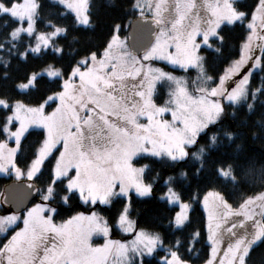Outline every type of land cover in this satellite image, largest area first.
I'll return each instance as SVG.
<instances>
[{
  "label": "snow or ice",
  "instance_id": "snow-or-ice-1",
  "mask_svg": "<svg viewBox=\"0 0 264 264\" xmlns=\"http://www.w3.org/2000/svg\"><path fill=\"white\" fill-rule=\"evenodd\" d=\"M51 4L53 9L45 20L51 31L37 32L40 0H0V27L5 29L0 34V51L7 45L10 57L26 58L28 52L40 53L51 47L61 55L63 47L53 44L54 38L67 33V27L55 23L63 14L56 10L59 6L75 14L76 25L93 27L88 0H51ZM133 8L139 12L138 23L149 26L143 43H137L135 27L132 34L121 38V25L114 24L100 45L71 49L72 62L67 67L48 65L46 74L58 78V90L46 93L34 106L19 102L25 111L17 109L16 102L10 105L0 98V106L11 108V114L0 124V133L6 137L0 140V172L11 170L17 180L25 178L29 182L25 187L34 189L40 197L22 215L17 209L0 216V234L6 237L0 241V264H137L135 257H140L142 264L143 255L152 254L160 242L159 234L140 230L134 232L135 238L130 242L111 240L106 220L96 211L76 212L58 220L56 205L67 204L77 195L80 201L91 205H107L115 197H124L126 203L118 215V227L132 232L134 222L128 218L130 190L146 197L153 187L152 182L144 181L151 165L137 166V158L166 159L173 165L194 160L199 166L193 176H199L212 152L223 147L225 140L231 143L237 137L227 126L209 131L224 115L223 101L244 102L251 111L258 95L264 94V77L260 86L249 90L252 72L264 65V43L259 45L261 55H254L255 39L264 42V34L257 32L258 28L264 30V0H254L247 8L242 6V0H135ZM13 19L26 20L27 26H15ZM225 21H247L248 31L239 59L222 72L208 75V58L202 50L221 53L225 42L221 25ZM22 33L34 37L35 43H25L20 51ZM153 60L166 61L185 72L195 70L196 78L189 82L186 77L153 67ZM3 63L7 66L9 60ZM249 63L251 68L242 71ZM39 75L26 74V83L19 87H35ZM158 82L168 86V99L163 104L155 102ZM208 84L212 86H204ZM167 113L170 120L163 118ZM13 121L17 125L14 131L10 128ZM32 125L43 129V139L30 160L19 167L15 157ZM202 136L207 137L203 144ZM8 140H14L15 146L10 147ZM192 148L195 151H190ZM242 150V144H236L233 152L239 154ZM218 163L220 166L214 171L226 182L238 185L248 176V168L237 159L226 166L223 161ZM46 164L51 165L48 182L36 188L31 182L39 179ZM188 180V172L178 169L167 178V192L162 197L178 204L179 210L174 214L177 226L190 221L192 205L182 200V191L176 187ZM202 203L210 246L203 264H249L253 246L264 238V192L247 197L237 209L221 191H208ZM256 207L260 209V221L254 219ZM10 230L12 234L8 236ZM94 234H102V245L91 242ZM200 236L199 230L191 233L190 244L198 242ZM176 243H180L179 238ZM187 251L193 253V246ZM165 264L191 261L178 250L169 249Z\"/></svg>",
  "mask_w": 264,
  "mask_h": 264
},
{
  "label": "trees",
  "instance_id": "trees-1",
  "mask_svg": "<svg viewBox=\"0 0 264 264\" xmlns=\"http://www.w3.org/2000/svg\"><path fill=\"white\" fill-rule=\"evenodd\" d=\"M134 0H89V13L93 27L80 26L74 23L75 17L69 11H66L63 6L57 7V11L63 14L55 19V23L62 27H67V33L61 34L53 39V44L63 47L64 52L57 55L51 47L42 49L40 53H27L26 58H21L19 55L10 57L5 50L0 51V98H5L9 104L14 101H20L24 104L35 105L36 102L46 93L51 94L57 89L58 78H49L45 74L38 76L35 87L28 89H20L19 85L26 82L24 76L31 75L33 72H38L43 68H47L49 64L64 68L72 62L70 55L71 49H82L100 45L108 36L110 29L114 24L121 25L119 33L124 36L128 31L129 23L136 18V12L131 5ZM254 0H242V6L247 8L253 4ZM42 5L40 9V18L36 20L35 29L37 32H47L50 30L47 27L45 20L48 17L49 11L53 9L51 0H40ZM7 18V17H5ZM12 24L17 26L18 21L13 19ZM221 34L225 37V42L222 46L221 53L217 55L210 49H203L202 54L207 56L206 67L208 75H215L222 72L223 69L240 54V46L246 37L247 29L244 22H235L231 25L221 26ZM5 31L0 27V34ZM77 40L73 41V37ZM23 40L19 42L18 47L23 51L24 45L31 42V37L22 35ZM215 45V41H213ZM84 53L81 52L82 56ZM261 55V52H259ZM79 58V57H77ZM9 60L7 66L3 60ZM174 73H179L173 70ZM192 73V70H188ZM264 77V65L254 70L250 77L249 90L260 86L261 78ZM163 89L159 88L158 93L162 94ZM162 100V99H161ZM160 101V99H159ZM264 94L258 95V99L254 102V108L249 111L246 103L239 104L224 103V115L219 124L211 128L209 131H216L221 126H227L237 133V137L231 143L225 140V145L213 151L207 158L206 166L199 176H193V172L198 163L194 160H189L187 164L173 165L166 159H157L153 157H142L137 160L139 164H150L151 168L144 174L146 183L152 182L153 187L151 194L146 197L131 196V208L128 213L129 218L134 222V226L138 229L156 232L161 237V248L153 252L149 257L142 258V264H165V258L169 256V249L178 250L180 255L190 260L191 264H203L207 259L210 251V246L207 241L206 218L201 208L202 196L209 190L221 191L226 194V199L236 207L249 196H256L264 192ZM251 102V101H249ZM55 104H52V108ZM11 108L5 109L0 106V124L3 123L5 117L9 115ZM4 139V135L0 133V140ZM43 139V132L37 129H30L25 133L22 139V149L15 157L17 165L23 167L30 160L32 151L39 147V142ZM207 137H201L200 143H205ZM236 144H242V151L235 154L233 149ZM195 151V148L190 149ZM237 159L238 162L248 168V176L238 185L226 182L224 178L217 177L214 169L223 161L224 166L227 162ZM54 163V158L53 161ZM51 165L46 164L43 169V174L39 179H34L31 183L36 185V188L47 184L49 170ZM184 168L189 174L188 181H182L176 185L177 189L182 191V200L189 202L192 205L190 211V221L186 222L181 227H174V214L177 211L176 206H170L165 200H161L160 196L167 190V178L174 174L178 169ZM155 179L153 180V178ZM11 181V178L6 175H0V194L4 186ZM59 191V188H58ZM193 199L189 200V197ZM39 197L36 193L34 201ZM125 198L115 197L109 205H89L83 204L78 195L73 197L67 204L59 203L56 206L59 208V216L57 219L68 218L76 212L80 211H96L104 217L107 224L111 227L114 236H122L115 227V222L125 205ZM6 206L0 205V214L4 213ZM199 230L201 236L198 242L194 245L190 244V234ZM10 231L7 233L9 236ZM177 238L180 243L177 244ZM6 237H1L0 241ZM193 246V253H189L187 249ZM249 264H264V238L257 242L250 253Z\"/></svg>",
  "mask_w": 264,
  "mask_h": 264
},
{
  "label": "rangeland",
  "instance_id": "rangeland-1",
  "mask_svg": "<svg viewBox=\"0 0 264 264\" xmlns=\"http://www.w3.org/2000/svg\"><path fill=\"white\" fill-rule=\"evenodd\" d=\"M20 2H22V0H20ZM88 2H89V0H88ZM197 2L199 3L200 2V0H197ZM134 3H135V0L133 1V3H132V5H131V7H132V9H134L133 8V5H134ZM64 8V7H63ZM65 9V8H64ZM66 11H69V12H71L72 14H73V16L75 17V14L70 10V9H65ZM135 10V12H136V17L138 18V15H139V12H138V10L137 9H134ZM146 15H150V13H146ZM18 21V20H17ZM235 22H241V21H234L233 23H235ZM232 23V24H233ZM231 25V24H228L227 23V21H225V22H223L222 23V25L221 26H223V25ZM244 24H245V27H246V25H247V21H244ZM17 26H23V27H26L27 26V23H26V20L25 21H23V22H20V21H18V25ZM80 26H85V25H80ZM246 29H247V27H246ZM248 30V29H247ZM49 31H51V29L49 30ZM48 32V31H47ZM257 32L259 33V34H264V30H260L259 28L257 29ZM21 35H25V36H27V34L26 33H22ZM119 35L121 36V38H124V37H126L127 35H128V31L126 32V34L124 35V36H122L120 33H119ZM28 37V36H27ZM31 43H35V38L34 37H31ZM261 43H264V42H262L261 40H259V38H256L255 39V44L257 45V47L254 49V55H259V52H260V48H259V45L261 44ZM240 55V54H239ZM237 59H239V56L236 58V59H234V60H237ZM234 60H232V61H234ZM231 61V62H232ZM151 64H152V66L153 67H158V68H161V69H163L164 71H166V72H170V73H172L173 75H175V76H177V77H186V79H188L189 80V82L191 81V80H193V79H195L196 78V71L195 70H192L193 72L192 73H189L188 71L187 72H185V71H183V70H181L180 68H179V66H175V65H171V64H169L168 62H166V61H160V60H153V61H151L150 62ZM229 66V64L225 67V68H227ZM248 68H251V63H249L248 65H246L245 66V68L242 70V71H244V72H246L247 71V69ZM46 69L47 68H43L42 70H40V71H38V72H36V73H39V74H45V75H47L46 74ZM258 69V68H257ZM173 70H177L179 73H174V71ZM256 70V69H255ZM237 79H239V77H237ZM24 83H26V82H24ZM205 87H211L212 85L211 84H208V85H204ZM234 86V85H233ZM20 88V87H19ZM159 88H162L163 89V91H162V94L161 93H158V90H157V93H156V95H155V102L157 103V104H163V102L166 100V99H168V86H167V84L165 83V82H158V89ZM20 89H22V88H20ZM22 90H24V89H22ZM190 91H191V86H190V89H189ZM159 99H160V101H159ZM162 99V100H161ZM16 102V108L17 109H23V110H27V109H24L23 108V105H27V106H34V105H28V104H24L23 103V105L21 104V103H19L20 101H14V102H12V103H10V105L11 104H13V103H15ZM224 103H232V102H229V101H223V104ZM240 102H238V103H236V104H239ZM233 104V103H232ZM54 108V107H53ZM49 111H51V108H49L48 109ZM11 114V112L9 113V115ZM164 119H171V115H170V113H167V114H165L164 115V117H163ZM142 119V122H146V119L145 118H141ZM17 125H16V122L15 121H13V124L12 125H10V128L14 131L15 130V127H16ZM30 129H37V130H41L42 132H43V129L42 128H39V127H36L35 125H32V126H30L29 127V129L28 130H30ZM6 139V137L4 136V139L3 140H5ZM8 144H9V146L10 147H12V146H15V142H14V140H8ZM58 148H60V147H62L61 145H58L57 146ZM57 155H58V152L56 153ZM140 158H142V157H138L137 158V160L138 159H140ZM154 158V157H153ZM142 164H144V163H142ZM142 164H139V162H137V166H140V165H142ZM0 175H6V176H9L10 178H11V181H13V182H26V183H29L25 178H21V179H19V180H17L16 179V177H15V175L11 172V170H9V172H7V173H5V172H0ZM146 183V182H145ZM209 191H213V190H209ZM166 192H167V190H166ZM165 192V193H166ZM208 192V191H207ZM206 192V193H207ZM165 193L163 194V195H161L160 196V199L161 200H165L167 203H168V205H170V206H176L177 207V211L179 210V206H178V204H176V203H169L168 202V200L166 199V198H162V197H164L165 196ZM205 193V194H206ZM130 194H133V195H135V196H137V197H139L136 193H135V191H134V189H132V190H130ZM204 194V195H205ZM2 195H3V192L0 194V205L2 204V205H4L3 204V202H2ZM203 195V196H204ZM203 196H202V199H203ZM122 198H124V197H122ZM114 199V198H113ZM202 199H201V208H202V210H203V212H204V214H205V218H206V213H205V211H204V208H203V203H202ZM39 200H40V197H38L35 201H33V202H31L30 203V205L29 206H27L22 212H19V214H23V212L24 211H26L27 210V208H30V207H32L35 203H37V202H39ZM82 202V201H81ZM83 204H85L84 202H82ZM126 203V202H125ZM97 204H99V203H97ZM89 205H91V204H89ZM101 205V204H100ZM107 205H109V204H107ZM240 205V204H239ZM239 205L238 206H236V207H233L234 209H237L238 207H239ZM5 206V205H4ZM104 206V205H103ZM106 206V205H105ZM255 211H256V213H257V215L254 217V219L255 220H257V221H260L261 220V216L259 215V212H260V209L258 208V207H256V209H255ZM12 212H15V211H13V210H11L10 208H6V210H5V212L4 213H2V214H0V216H4V215H8V214H11ZM80 212H84L85 214H90L91 213V211H80ZM100 215V214H99ZM101 216V215H100ZM102 218H104L103 216H101ZM128 218H129V215H128ZM130 219V218H129ZM105 220V219H104ZM131 220V219H130ZM132 221V220H131ZM206 223H207V219H206ZM22 226V225H21ZM109 226V225H108ZM173 226L174 227H176V228H178V227H181V226H177V225H175L174 224V220H173ZM115 227H116V229L118 230V232L119 233H121L122 234V236H118V235H116V236H114L113 235V233H112V230H111V227L109 226V228H110V234H109V238L111 239V240H116V241H121V242H124V243H127V242H130L131 240H133L135 237H134V232H136V231H140V230H143V229H138V228H136L134 225H133V231L132 232H124L120 227H118V218H117V220H116V222H115ZM13 230H15V229H13ZM145 232H147L148 234H158V233H156V232H152V231H148V230H144ZM12 234V231L10 230V234H9V236ZM4 235L3 234H0V239H1V237H3ZM91 242L94 244V245H102L103 243H104V237L102 236V234H94L93 235V237H92V240H91ZM222 246L223 247H226V243H223L222 244ZM161 248V240H160V242H158V244H157V246H156V248H155V250L153 251V252H155L157 249H160ZM153 254V253H152ZM152 254H150V255H152ZM130 256L132 255L131 253L129 254ZM149 254H144L143 255V257L142 258H144V257H149L150 256ZM135 259H136V261H137V264H140V257H135Z\"/></svg>",
  "mask_w": 264,
  "mask_h": 264
},
{
  "label": "water",
  "instance_id": "water-1",
  "mask_svg": "<svg viewBox=\"0 0 264 264\" xmlns=\"http://www.w3.org/2000/svg\"><path fill=\"white\" fill-rule=\"evenodd\" d=\"M136 29L137 43H143L145 38L149 35L148 25L142 22L138 23V18H135L131 23L128 30V36L133 33V28ZM26 182H9L3 188V203L13 211L24 210L35 198V190H28L25 185ZM35 185V184H34ZM36 187V185H35ZM5 201H7L5 203Z\"/></svg>",
  "mask_w": 264,
  "mask_h": 264
}]
</instances>
